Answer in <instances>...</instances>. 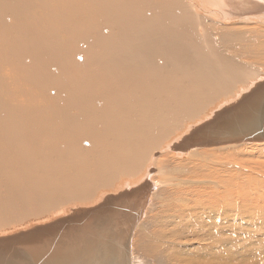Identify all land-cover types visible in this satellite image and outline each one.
I'll return each mask as SVG.
<instances>
[{
	"label": "bare ground",
	"instance_id": "bare-ground-1",
	"mask_svg": "<svg viewBox=\"0 0 264 264\" xmlns=\"http://www.w3.org/2000/svg\"><path fill=\"white\" fill-rule=\"evenodd\" d=\"M168 5L0 0V112L6 113L0 121L8 145L1 147L13 152L6 172L0 166V189L8 185L13 197L15 182L37 206L34 216L4 227L6 202L0 201V235L95 205L148 179L151 190L131 242L140 256L134 260L131 252L132 264H264V161L255 156L264 142L191 147L182 155L170 150L176 139L196 138V126L217 105L264 77V3L261 15L237 14L231 6L227 16L216 10L218 20L240 24L209 20L205 2L171 0L173 13L161 8ZM204 30L213 31L209 42L229 48L219 53L206 45L211 33ZM198 81L216 91L212 99L220 98L190 122L167 110L166 100L149 102L144 119L163 127L149 141L129 139L124 154L107 166L111 152L103 141L127 117V92L139 105L140 98L191 89ZM226 157L235 160L232 168L222 167L229 166ZM223 199L222 207L212 202ZM249 202L237 212L238 203Z\"/></svg>",
	"mask_w": 264,
	"mask_h": 264
},
{
	"label": "water",
	"instance_id": "water-1",
	"mask_svg": "<svg viewBox=\"0 0 264 264\" xmlns=\"http://www.w3.org/2000/svg\"><path fill=\"white\" fill-rule=\"evenodd\" d=\"M196 127V138L171 142L174 154L191 147L264 142V77L252 79ZM150 190L144 179L95 205L54 213L0 235V264H132V237Z\"/></svg>",
	"mask_w": 264,
	"mask_h": 264
},
{
	"label": "rangeland",
	"instance_id": "rangeland-1",
	"mask_svg": "<svg viewBox=\"0 0 264 264\" xmlns=\"http://www.w3.org/2000/svg\"><path fill=\"white\" fill-rule=\"evenodd\" d=\"M184 1V0H183ZM195 3H203L205 2L209 8L210 12L208 14L209 20H212L213 22L216 23H222V24H240V23H229V22H224L218 20L217 12L216 10H222L227 16V10L230 8L235 9V13L237 14H245V15H261V12H263L262 4L264 1L261 0H243V2L239 4H235L238 0H215L216 3L214 2H208L209 0H193ZM257 1H260V3H256ZM171 0H169V5L167 8L161 7L163 9H166L168 12H175V8L173 6H170ZM187 14V12H185ZM239 27H243L242 25ZM211 33L210 38L207 37L205 38V43L209 47H216L218 48L220 52H222L224 49L229 48L228 46H221L218 45L215 42H209V39H212L214 41V35L212 30H204V34ZM215 43V44H214ZM230 54V53H229ZM198 58H203L200 55H197ZM233 59L239 63L240 65L244 67H250L246 63L242 62L239 57H234ZM175 80L176 81H181L182 76L181 75H175ZM216 91H210L209 87L203 86L202 81L197 82L195 87L191 89H182L180 91H177L173 94L171 93H166V92H157L154 95L150 97H144L140 98L139 100V105H137V102L130 96V94L127 92L124 96L128 98V100H124L123 98V105L125 106L124 108V113L127 115L125 119H119L118 122L114 123L112 126L111 133L113 134L112 137L104 139V145L107 148L108 151L111 152L110 157L107 159V166H109L111 160L115 158L116 156H121L125 152V146L128 142L129 139H135L138 142H144L147 138V140H151L155 134H157L160 129L163 127V122L156 120L153 117L144 119L146 114V109L145 105L148 104L149 102L152 103L154 100L157 101H167L166 109L172 111L175 115L179 114L182 112L180 120L183 122H190L192 119H194L199 111L206 105L214 102L218 98H220L221 93L218 94L216 97H213ZM182 100V103L176 104V100ZM212 99V100H211ZM211 101V102H210ZM210 102V103H209ZM154 107L155 106H150ZM1 116H6V113L0 112V117ZM5 132H6V125L0 121V166L4 172H6L7 169V161H9V157L13 152L11 151H5L2 149L1 146H8L5 141ZM100 137L102 138V131H99ZM260 152L256 154L255 156L261 157L262 160L264 161V146L259 149ZM241 156V155H239ZM214 159V158H212ZM224 162L229 164V166L222 164V167L226 168H232L233 164L231 163L232 161H235L231 158H224ZM164 171V170H163ZM161 172V170L157 169L154 171V175L159 176L158 174ZM171 176H176L175 174H171ZM14 186H11V189L14 192V196H9V186L4 185L1 186L0 189V201L6 202L5 206V211H2L5 216L3 217L2 221L4 222V227H6V224L11 221L12 219H21L26 216H34L36 213V208L37 206L32 202H27L26 197H25V187H17L16 183L13 182ZM160 187L168 188L167 184H162ZM163 197V196H162ZM225 198H232L230 195L225 196ZM161 199L159 197H156L155 200L151 201L150 200V206L153 208L157 201ZM154 202V203H153ZM156 202V203H155ZM212 202H218L220 207H222L226 201L223 199L222 201H217L214 200ZM195 202L194 204H196ZM252 202L249 203H238L240 205V209L237 210L239 211L241 209H244L248 205H250ZM192 204V205H194ZM150 211L147 210L145 217H150ZM148 227L146 226L145 230H147ZM134 244L131 243V252L132 254L135 255L134 252ZM138 256L140 255H135L134 260L136 258L138 259ZM151 264V261H149Z\"/></svg>",
	"mask_w": 264,
	"mask_h": 264
}]
</instances>
